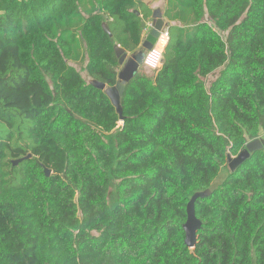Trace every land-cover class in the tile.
Here are the masks:
<instances>
[{
	"label": "trees",
	"instance_id": "trees-1",
	"mask_svg": "<svg viewBox=\"0 0 264 264\" xmlns=\"http://www.w3.org/2000/svg\"><path fill=\"white\" fill-rule=\"evenodd\" d=\"M153 13L0 0V264H264V147L227 160L264 135V0H171L145 71ZM115 46L134 63L122 121L89 83L115 85ZM207 189L191 250L186 205Z\"/></svg>",
	"mask_w": 264,
	"mask_h": 264
},
{
	"label": "water",
	"instance_id": "water-1",
	"mask_svg": "<svg viewBox=\"0 0 264 264\" xmlns=\"http://www.w3.org/2000/svg\"><path fill=\"white\" fill-rule=\"evenodd\" d=\"M103 31L107 33L110 36V33L108 31V28L105 24H103ZM166 27V24L164 23V20L161 17L160 12H154L152 15V21H151V29L148 33V35L142 39L140 47L145 50L146 52L151 51L157 44L160 33L164 31V28ZM114 52L116 57L118 58L119 66L122 68L126 67L124 71L123 68L118 74L117 81L114 86L112 87H106L102 83H98L96 81H90L89 83L96 89H99L105 93V95L110 100L112 106L115 108L120 121L123 120L122 117V108L120 106V96L122 95L126 84L130 81V79L133 76V70H134V63L133 66L128 65L131 63L130 56L123 49H121L119 46L114 47ZM133 62V60H132ZM264 147V135L259 136L258 138L248 142L244 149L240 151V153L236 157H228V167L230 171H234L239 165H241L251 153L261 150ZM27 158H30L28 156ZM44 174L46 177L50 176V171L47 169H44ZM210 190H204L195 192L191 195L187 205H186V221L183 224L182 228L184 231V243L189 249H193L196 244V235L197 231L201 227L200 221H198L194 215V203L196 199L198 198H205L210 195Z\"/></svg>",
	"mask_w": 264,
	"mask_h": 264
},
{
	"label": "rangeland",
	"instance_id": "rangeland-1",
	"mask_svg": "<svg viewBox=\"0 0 264 264\" xmlns=\"http://www.w3.org/2000/svg\"><path fill=\"white\" fill-rule=\"evenodd\" d=\"M143 1H145L148 5H150V7L153 9L154 12H157V11L160 12L161 13V16L166 19V17L163 16V15H164L165 9L167 7V3H170L171 0H143ZM149 23L151 24V22H147L146 24L149 25ZM149 28H150V25H149ZM148 31H150V30L148 29ZM148 33H145V35H143V38H145L148 35ZM164 48L165 47H164V44H163L162 47H161L162 53L164 51ZM127 54L129 55V53H127ZM161 58H162V55H161ZM83 59H84V56H83ZM144 59L142 60V62H143L142 69L143 70H145V71H150V70L156 71L159 68L160 64H159V66L156 69H154V68L152 69L150 67L145 66L144 65ZM130 60H131V63L128 65V67L129 66H133L132 58H130ZM85 63H86V59H84L83 61H79V62L78 61L77 62H70V64L73 65L78 71H80L81 75L88 81L87 76H86L85 71H84V65H85ZM122 68L120 69V71L122 70ZM125 69H126V67H124L122 71H124ZM216 74L217 73L213 74L215 76H211V77L209 76V77H207L205 79L206 84H208V83L210 84L216 78V76H217ZM224 175H225V169H222L220 171L219 175L213 181L212 186H217L221 182V180L224 177Z\"/></svg>",
	"mask_w": 264,
	"mask_h": 264
},
{
	"label": "built area",
	"instance_id": "built-area-1",
	"mask_svg": "<svg viewBox=\"0 0 264 264\" xmlns=\"http://www.w3.org/2000/svg\"><path fill=\"white\" fill-rule=\"evenodd\" d=\"M149 25H150V28H151V24L150 23H149ZM149 25L145 24V29H144L143 35H145V33L149 32L148 31V29L150 30ZM168 40H169V37H168L167 30H164L162 33H160V36H159V39H158V42H157L156 46L150 52L147 53V55H146V57L144 59V65L145 66L150 67L152 69L153 68L156 69L159 66L160 61H161L162 51H161V49H157V46L161 42L162 43L161 47H162L163 44H164V47H165V45L167 44ZM154 60H155V63H154Z\"/></svg>",
	"mask_w": 264,
	"mask_h": 264
},
{
	"label": "clouds",
	"instance_id": "clouds-1",
	"mask_svg": "<svg viewBox=\"0 0 264 264\" xmlns=\"http://www.w3.org/2000/svg\"><path fill=\"white\" fill-rule=\"evenodd\" d=\"M142 39H143V37H142ZM149 52H150V51H149ZM147 53H148V52H147ZM146 55H147V54H146ZM146 55H145V57H146ZM145 57H144V58H145Z\"/></svg>",
	"mask_w": 264,
	"mask_h": 264
}]
</instances>
